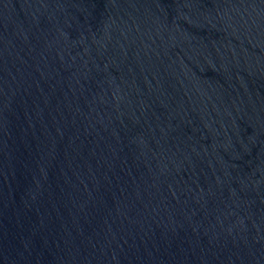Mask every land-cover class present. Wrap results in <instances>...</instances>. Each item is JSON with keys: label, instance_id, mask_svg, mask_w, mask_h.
Wrapping results in <instances>:
<instances>
[{"label": "water", "instance_id": "95a60500", "mask_svg": "<svg viewBox=\"0 0 264 264\" xmlns=\"http://www.w3.org/2000/svg\"><path fill=\"white\" fill-rule=\"evenodd\" d=\"M0 264H264V0H0Z\"/></svg>", "mask_w": 264, "mask_h": 264}]
</instances>
